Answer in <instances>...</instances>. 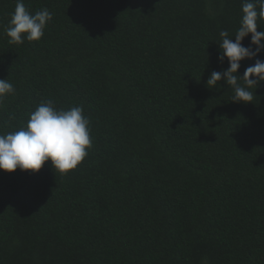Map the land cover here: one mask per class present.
I'll use <instances>...</instances> for the list:
<instances>
[{
  "label": "trees",
  "instance_id": "16d2710c",
  "mask_svg": "<svg viewBox=\"0 0 264 264\" xmlns=\"http://www.w3.org/2000/svg\"><path fill=\"white\" fill-rule=\"evenodd\" d=\"M16 2L0 0V79L15 88L0 133L51 100L83 107L92 146L65 175L0 170V264H264V84L248 104L206 86L229 66L219 32L235 42L243 0H24L52 20L14 45Z\"/></svg>",
  "mask_w": 264,
  "mask_h": 264
},
{
  "label": "clouds",
  "instance_id": "9594fccd",
  "mask_svg": "<svg viewBox=\"0 0 264 264\" xmlns=\"http://www.w3.org/2000/svg\"><path fill=\"white\" fill-rule=\"evenodd\" d=\"M241 11L235 42L227 30L219 32L217 60L223 64L227 59L229 66L212 71L206 86L215 88L223 79L233 90L231 101L248 104L255 96L252 90L264 84V61L257 58L264 51V31H257L258 21L264 22V0H243ZM51 20L52 13L47 8L31 14L24 0H17L4 34L9 44H22L25 39L39 41ZM249 34L250 45L245 47L242 41ZM245 59H254L255 63L246 67L241 76L238 70ZM14 93V85L8 79H0V103ZM28 115L27 123L19 129L0 133V170L14 172L19 168L35 173L50 161L56 173L65 175L87 157V150L92 146L91 128L82 106L57 109L51 100H46Z\"/></svg>",
  "mask_w": 264,
  "mask_h": 264
}]
</instances>
